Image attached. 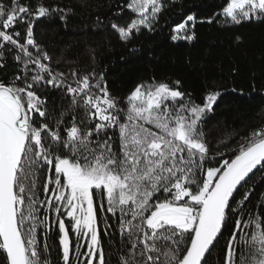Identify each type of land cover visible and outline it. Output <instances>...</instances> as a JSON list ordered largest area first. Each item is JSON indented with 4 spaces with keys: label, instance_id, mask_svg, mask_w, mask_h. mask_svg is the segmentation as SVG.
I'll use <instances>...</instances> for the list:
<instances>
[{
    "label": "snow or ice",
    "instance_id": "snow-or-ice-1",
    "mask_svg": "<svg viewBox=\"0 0 264 264\" xmlns=\"http://www.w3.org/2000/svg\"><path fill=\"white\" fill-rule=\"evenodd\" d=\"M170 6L125 0L113 15L127 10V23L97 16L94 27L129 45ZM76 14L47 0H0V69L9 58L16 68L0 79V264H208L221 241L218 264H264V193L250 200L264 173V126L213 151L204 124L223 91L197 101L180 81L153 76L114 94L95 49L81 69L37 42L38 22L58 18L67 29ZM214 20L264 23V0H222ZM196 22L187 15L170 39L194 41Z\"/></svg>",
    "mask_w": 264,
    "mask_h": 264
},
{
    "label": "trees",
    "instance_id": "trees-1",
    "mask_svg": "<svg viewBox=\"0 0 264 264\" xmlns=\"http://www.w3.org/2000/svg\"><path fill=\"white\" fill-rule=\"evenodd\" d=\"M31 2L33 7L36 0ZM53 6H69L76 15L69 18L65 28L58 18L38 22L35 28L37 42L44 45L50 54L64 53L78 59L81 69L91 65L88 49H95L98 70H106V79L111 91L123 97L137 83L155 76L169 83L181 82L182 90L189 92L197 101H202L206 90H220L223 95L205 124L209 146L227 151L236 147V142L252 130L264 126V23H246L237 27H225L208 18L220 12L222 0H169L160 15L154 32L143 31L129 45L123 44L117 35L107 28L96 29L94 18L111 17L121 25L128 22V12L116 17L114 12L125 0H47ZM194 14L196 39L192 42L172 41L173 27L187 15ZM205 21V22H201ZM191 24V22H189ZM241 37L237 42L236 37ZM135 55L129 54V48ZM76 65L64 64L67 71ZM16 71L14 61L8 59L0 69V79H8ZM235 87L237 92H232ZM255 89V90H254ZM242 90L243 96L239 95ZM50 101L59 102L57 93H48ZM53 102L49 109L52 110ZM228 141L221 144L220 141ZM43 180V177L41 178ZM254 191L250 196L252 206L264 193V173L253 177ZM101 227L103 225L101 224ZM54 243L58 245V237ZM106 245L118 242V236L110 240L103 236ZM208 257V264H218L220 249Z\"/></svg>",
    "mask_w": 264,
    "mask_h": 264
}]
</instances>
